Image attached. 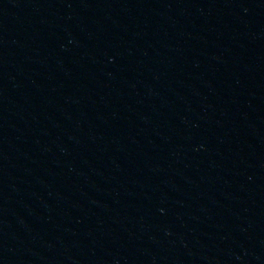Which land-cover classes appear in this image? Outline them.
I'll return each mask as SVG.
<instances>
[{
    "label": "water",
    "instance_id": "obj_1",
    "mask_svg": "<svg viewBox=\"0 0 264 264\" xmlns=\"http://www.w3.org/2000/svg\"><path fill=\"white\" fill-rule=\"evenodd\" d=\"M0 264H264V0H0Z\"/></svg>",
    "mask_w": 264,
    "mask_h": 264
}]
</instances>
